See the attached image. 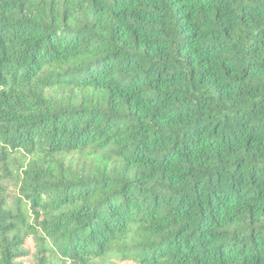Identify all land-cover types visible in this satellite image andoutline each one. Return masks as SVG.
I'll return each mask as SVG.
<instances>
[{"label":"trees","instance_id":"1","mask_svg":"<svg viewBox=\"0 0 264 264\" xmlns=\"http://www.w3.org/2000/svg\"><path fill=\"white\" fill-rule=\"evenodd\" d=\"M0 264H264V0H0Z\"/></svg>","mask_w":264,"mask_h":264},{"label":"rangeland","instance_id":"2","mask_svg":"<svg viewBox=\"0 0 264 264\" xmlns=\"http://www.w3.org/2000/svg\"><path fill=\"white\" fill-rule=\"evenodd\" d=\"M28 245L31 248V250L34 251V244H33V241L32 240H29Z\"/></svg>","mask_w":264,"mask_h":264}]
</instances>
